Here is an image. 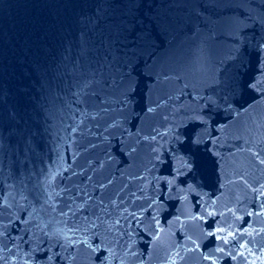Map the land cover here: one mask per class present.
<instances>
[{"label": "water", "instance_id": "95a60500", "mask_svg": "<svg viewBox=\"0 0 264 264\" xmlns=\"http://www.w3.org/2000/svg\"><path fill=\"white\" fill-rule=\"evenodd\" d=\"M262 38L264 0H0V264H264Z\"/></svg>", "mask_w": 264, "mask_h": 264}, {"label": "snow or ice", "instance_id": "6c2138e0", "mask_svg": "<svg viewBox=\"0 0 264 264\" xmlns=\"http://www.w3.org/2000/svg\"><path fill=\"white\" fill-rule=\"evenodd\" d=\"M113 2H115V0H113ZM247 48L248 46L245 45V52H247ZM262 53H264V38H262L261 42L256 45V48L252 50V56L256 58L257 60H259V57L261 56ZM81 67H83V65H81ZM107 68H108V65L105 64V69ZM79 70L80 69H77V71ZM98 75H99V78H97ZM86 76H87V79L85 80V87H83L82 90L77 94L78 104H81L84 106L82 109L83 115L81 117V123H84L85 117L91 118L88 112V108L90 106L99 105L100 108H99L98 114H103L104 109L109 106L108 96L111 95L112 93L111 92L106 93L104 96L100 95V92L104 91L105 87L110 88L112 90H118L119 88L123 87L122 82L118 79H112V78L104 79L103 72H100L98 74L94 72L90 76H88L87 74ZM84 126L86 127L87 125L85 124ZM78 127L79 126L74 127L72 131L76 132ZM260 162L264 163V159H262ZM86 179H90V178L86 177ZM93 199H95V197H93ZM113 203L115 202L113 201ZM66 207L69 213H71L72 215L76 214V209L73 208L71 202L66 204ZM106 207L107 206L105 204L104 196H100L99 201L97 202L96 208H92L91 204L87 205V208L91 209V216L95 217V219H90L89 214L85 210L84 206L78 205L77 208H79V210L84 215V221H82V224L84 225V227H87L89 224L96 225V221H101V224H102L103 217L101 214L105 213ZM61 211L63 212L64 209H61ZM115 223L119 225L120 221L117 220L115 221ZM72 229L79 231L80 226L73 223L70 226L69 230L71 231ZM93 251H95V249H93ZM221 251H223V249H221ZM96 259L99 261H103L104 252L101 251L100 254L97 255ZM205 259H207V257H205Z\"/></svg>", "mask_w": 264, "mask_h": 264}]
</instances>
